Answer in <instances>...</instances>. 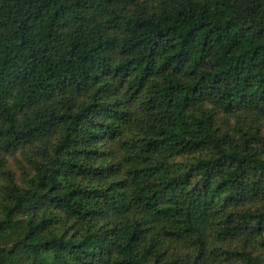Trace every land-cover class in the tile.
<instances>
[{
  "label": "trees",
  "instance_id": "1",
  "mask_svg": "<svg viewBox=\"0 0 264 264\" xmlns=\"http://www.w3.org/2000/svg\"><path fill=\"white\" fill-rule=\"evenodd\" d=\"M0 264H264V0H0Z\"/></svg>",
  "mask_w": 264,
  "mask_h": 264
}]
</instances>
